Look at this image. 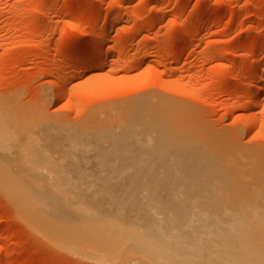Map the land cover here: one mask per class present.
<instances>
[{
    "label": "rangeland",
    "instance_id": "rangeland-1",
    "mask_svg": "<svg viewBox=\"0 0 264 264\" xmlns=\"http://www.w3.org/2000/svg\"><path fill=\"white\" fill-rule=\"evenodd\" d=\"M206 8L214 13L203 15ZM108 15L116 17L113 25ZM103 29L109 37L102 48L106 63L89 72L79 68L84 74L77 71L67 91L68 100L77 99L69 101L73 110L55 98L46 103L43 90L51 91L52 70L73 62L65 56L80 54L77 47L93 40L92 30L97 36ZM263 43L264 0H0V264H158L160 233L148 227L165 226L156 213H175L174 193L36 187L35 111L78 120L98 100L97 108L109 103L102 99L121 103L160 95L176 102L187 121L202 129L198 133L226 147L241 139L238 146H259L263 153L264 90L257 96L255 87L264 86V77H253L264 68ZM52 57L57 67L51 70ZM254 60L260 63L252 65ZM91 74L97 79L90 80ZM83 77L90 79L84 83ZM92 84L104 92L79 91L83 85L93 90ZM252 96L259 105L244 111ZM248 114L256 123L246 131L241 116ZM159 194L166 197L155 205L144 197Z\"/></svg>",
    "mask_w": 264,
    "mask_h": 264
},
{
    "label": "bare ground",
    "instance_id": "bare-ground-1",
    "mask_svg": "<svg viewBox=\"0 0 264 264\" xmlns=\"http://www.w3.org/2000/svg\"><path fill=\"white\" fill-rule=\"evenodd\" d=\"M151 12L155 14L153 10L150 14ZM211 13L214 12L207 8L202 11L203 15ZM113 17L115 16L108 15L107 23L114 24L116 17ZM94 31H86V34H93ZM102 31L105 32L101 33ZM102 31L97 36L90 34L93 40L77 47L82 50L80 54L73 50L71 59L65 56L67 61L74 59L73 62L68 64L66 59H62L68 64L62 63L67 68H60L61 64L56 68L52 57L54 66L50 68L52 70L56 66V70H52L51 74L48 69L47 75L50 78L51 74L55 81L50 85L51 91L43 90V100L46 103H51L54 98L55 103H64L65 107L69 101L75 103L73 101L76 97L72 98L73 101L68 100L67 91L71 81L79 77L77 71L84 74L86 70H95L106 63L103 60L107 55L104 57L102 53L103 45L109 37L107 29ZM84 35L83 37L87 36ZM189 36L191 34L188 39L192 38ZM80 39L78 37L75 41ZM261 44L254 42L252 46L259 48ZM93 55H96V60H92L95 63L89 62ZM49 57L48 55L47 58ZM49 61L47 60L48 63ZM258 63L260 60H254L252 65ZM254 76L258 80L263 79L264 68L257 70ZM94 77L95 75L91 79L86 78L93 80ZM86 78L83 77L84 83ZM112 83L107 87L108 90L114 86ZM161 83L170 87L167 82ZM260 84L255 87L257 96L264 90L263 84ZM96 86L97 84L91 90L92 86L86 88L83 85L85 89L80 88L79 91H96L99 85ZM71 89L78 91L79 88L75 90L71 85ZM100 89L96 91L98 94L104 88ZM85 93L87 95L88 92ZM82 94L84 93L80 95ZM108 94L109 92L105 95ZM252 97L244 105V111L250 112L259 105V97ZM126 99L129 100L121 103H115L113 99H102V102L109 100V103H102L98 108L95 105L101 101H95L96 104H89L90 113L85 116L81 113L83 116L78 117V120L55 112L56 115L50 112L51 115L46 116L41 108H37V133L31 173L35 186L56 191L69 186L71 189L118 187L144 192L174 193L172 197L175 213H156V219L162 220L165 226L157 229L159 231L154 230L152 225L148 227L152 233H160L155 239L162 250L157 255L158 264H264V152H260L263 148L258 146L259 150H256L249 148L250 146H238L242 143L239 136L240 140L233 138L237 144L232 143V140L230 145L226 144L227 147L222 145L224 142H215L210 138L211 134L207 137L203 132L198 133L202 129L188 122L179 105L166 97L143 94L135 99ZM69 108L73 110V107ZM65 110L68 111L67 108ZM70 110L69 112H73ZM250 116H241L244 118L243 125L246 128L242 126L246 131L247 128L253 129L256 123L255 117L252 118L253 123ZM230 137L232 136L228 138ZM144 197H148L149 203L155 205L166 196L159 194ZM150 206L155 210L153 205ZM149 243L155 245V241ZM148 249L152 247L148 246Z\"/></svg>",
    "mask_w": 264,
    "mask_h": 264
}]
</instances>
